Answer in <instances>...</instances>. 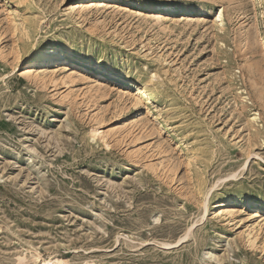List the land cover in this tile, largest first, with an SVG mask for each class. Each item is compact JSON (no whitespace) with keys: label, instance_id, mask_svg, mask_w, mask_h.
I'll return each instance as SVG.
<instances>
[{"label":"rangeland","instance_id":"obj_1","mask_svg":"<svg viewBox=\"0 0 264 264\" xmlns=\"http://www.w3.org/2000/svg\"><path fill=\"white\" fill-rule=\"evenodd\" d=\"M31 252L264 264V0H0V264Z\"/></svg>","mask_w":264,"mask_h":264},{"label":"bare ground","instance_id":"obj_2","mask_svg":"<svg viewBox=\"0 0 264 264\" xmlns=\"http://www.w3.org/2000/svg\"><path fill=\"white\" fill-rule=\"evenodd\" d=\"M96 1H99V0H96ZM143 3V0H126V5L127 6H133V5H141ZM177 8H178V6L177 5H175V4H169V5H167L166 7H165V9L168 11V13H173V12H176V10H177ZM182 9H184V11H186V12H188V11H201V10H203V7H201V6H195V5H191V4H189V5H183L182 7H181ZM214 21L215 22H222V11L220 10L218 13H216L215 14V19H214ZM61 48H59V46H55V47H52V48H50V49H48L47 51H46V54H45V59L48 61V62H54V64L53 65H55V61H58V60H60V56H59V50H60ZM81 66L82 67H89L90 66V64L88 63V62H84V63H82L81 64ZM33 70V69H32ZM37 69H35V71H36ZM37 72V71H36ZM32 73L31 72V70H28V71H26V75H28V77L29 76H33L34 75V77H37V76H39V74H37V73ZM47 72H49V71H47ZM47 72L44 74L45 76L46 75H49V74H47ZM71 73V72H70ZM33 74V75H32ZM52 74V73H51ZM113 73L112 72H110V71H104L103 73H100V76L102 77V78H107V76H109V75H112ZM43 75V74H42ZM39 78V77H38ZM48 78V77H47ZM46 78V79H47ZM33 79V78H32ZM36 79V78H35ZM45 79V80H46ZM40 80H41V78H40ZM36 82V81H35ZM41 82V81H40ZM44 82V81H43ZM146 83H149V82H146ZM133 87H134V90L136 91V98L137 99H135V100H137V102H139V100H142V99H144V98H146V99H154L153 98V95H152V93H150V90L146 87V86H138V85H132ZM253 120H255L256 119V116H254L253 118H252ZM103 122V121H102ZM92 131V130H91ZM97 130H95L94 131V135L96 136L97 135ZM99 134V133H98ZM101 135V134H100ZM109 135V134H108ZM102 137H104V136H102ZM101 137V138H102ZM103 139V138H102ZM249 157V156H248ZM248 158H246V161H245V164H243V165H245V166H247V164L249 165V163H248ZM206 202V201H205ZM212 204H214L213 205V207L211 208V209H215L214 211H213V214L215 215V216H217V217H221L222 215L223 216H232L233 215V212H235V211H232L233 209L231 208V209H227V208H225V207H227V206H229V204H232V205H234V206H236V205H242V204H246L248 207H257L258 208V206H259V202L258 201H253V202H248L247 201V199H246V197L245 196H239V197H227V198H224V199H217L216 201H214ZM204 211H206V206H205V204H204ZM204 213V212H203ZM232 220V219H231ZM259 223V222H258ZM261 223V222H260ZM253 229V228H252ZM245 234H246V237L248 238L247 240H249V242L250 241H254L255 239H252V237L253 236H251V233H250V230L247 228V229H245ZM245 237V238H246ZM24 256V255H23ZM23 260V259H22ZM28 260H30L31 262L29 263V264H63V262L59 259V258H57V257H48V258H43V257H41L39 254H37V252L36 253H32L31 252V254H30V258L28 259ZM26 261V260H25ZM29 262V261H28Z\"/></svg>","mask_w":264,"mask_h":264}]
</instances>
